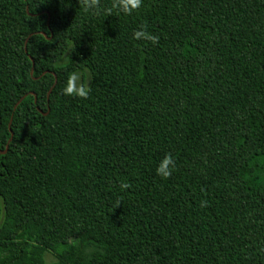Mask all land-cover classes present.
Here are the masks:
<instances>
[{"label":"trees","instance_id":"16d2710c","mask_svg":"<svg viewBox=\"0 0 264 264\" xmlns=\"http://www.w3.org/2000/svg\"><path fill=\"white\" fill-rule=\"evenodd\" d=\"M112 2L0 0V264H264V0Z\"/></svg>","mask_w":264,"mask_h":264},{"label":"clouds","instance_id":"9594fccd","mask_svg":"<svg viewBox=\"0 0 264 264\" xmlns=\"http://www.w3.org/2000/svg\"><path fill=\"white\" fill-rule=\"evenodd\" d=\"M82 7L86 12L98 13L100 8V0H81ZM143 0H113L111 8L107 9V14L111 15L115 10L117 14L131 15L136 10L140 9ZM135 40L148 41L155 45L159 41L158 36H154L146 30V26L142 25L140 30L133 33ZM91 89L81 83V74L79 72H71L62 89V94L65 96H74L79 99H88ZM175 169V159L168 154H165L162 160L158 163L155 173L161 179H168ZM121 191L129 189L130 185L127 182H121L119 185Z\"/></svg>","mask_w":264,"mask_h":264},{"label":"rangeland","instance_id":"374dc122","mask_svg":"<svg viewBox=\"0 0 264 264\" xmlns=\"http://www.w3.org/2000/svg\"><path fill=\"white\" fill-rule=\"evenodd\" d=\"M81 83L85 84L86 86H88L89 84V81L87 80V78H83L82 75H81ZM54 259L53 257L50 255V254H46L45 255V261L46 262H52Z\"/></svg>","mask_w":264,"mask_h":264},{"label":"water","instance_id":"95a60500","mask_svg":"<svg viewBox=\"0 0 264 264\" xmlns=\"http://www.w3.org/2000/svg\"><path fill=\"white\" fill-rule=\"evenodd\" d=\"M32 65H33V62H32ZM55 82H56V80H55ZM55 82H54V84H55ZM24 97H26V95H24L23 97H21V99L18 101V103H19L20 101H22V100L24 99ZM18 103H17V104H18ZM12 136H13V134H12V132H11V134H10V138H9V140H8V142H7V145H6V150H5V151H2V152H1L2 154L6 153V151H7V149H8V144L10 143V141H11V139H12Z\"/></svg>","mask_w":264,"mask_h":264}]
</instances>
